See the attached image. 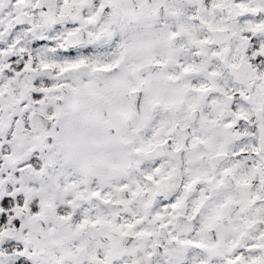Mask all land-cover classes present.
<instances>
[{
  "label": "snow or ice",
  "instance_id": "6c2138e0",
  "mask_svg": "<svg viewBox=\"0 0 264 264\" xmlns=\"http://www.w3.org/2000/svg\"><path fill=\"white\" fill-rule=\"evenodd\" d=\"M0 264H264V0H0Z\"/></svg>",
  "mask_w": 264,
  "mask_h": 264
}]
</instances>
